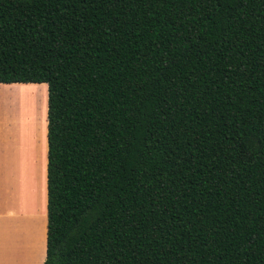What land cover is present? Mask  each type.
I'll use <instances>...</instances> for the list:
<instances>
[{"label": "trees", "instance_id": "1", "mask_svg": "<svg viewBox=\"0 0 264 264\" xmlns=\"http://www.w3.org/2000/svg\"><path fill=\"white\" fill-rule=\"evenodd\" d=\"M0 83H45L43 264H264V0H0Z\"/></svg>", "mask_w": 264, "mask_h": 264}, {"label": "rangeland", "instance_id": "2", "mask_svg": "<svg viewBox=\"0 0 264 264\" xmlns=\"http://www.w3.org/2000/svg\"><path fill=\"white\" fill-rule=\"evenodd\" d=\"M45 83H0V264L45 254Z\"/></svg>", "mask_w": 264, "mask_h": 264}, {"label": "crops", "instance_id": "3", "mask_svg": "<svg viewBox=\"0 0 264 264\" xmlns=\"http://www.w3.org/2000/svg\"><path fill=\"white\" fill-rule=\"evenodd\" d=\"M2 84H7V83H2ZM46 164H45V179H46V165H47V137H46ZM45 217H46V203H45ZM46 225V222H45ZM45 242H46V226H45ZM45 259V254L43 255V252L40 255V263L39 264H43Z\"/></svg>", "mask_w": 264, "mask_h": 264}]
</instances>
